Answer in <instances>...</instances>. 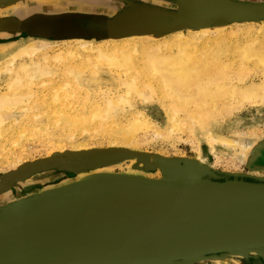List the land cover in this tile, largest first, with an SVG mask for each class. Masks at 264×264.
I'll return each instance as SVG.
<instances>
[{"label":"water","instance_id":"1","mask_svg":"<svg viewBox=\"0 0 264 264\" xmlns=\"http://www.w3.org/2000/svg\"><path fill=\"white\" fill-rule=\"evenodd\" d=\"M177 1L181 14H165L172 16L174 24L202 27L216 16L227 21L264 18V4ZM196 11L199 19L194 20ZM128 25L134 23L120 27ZM134 158L136 169H159L161 177L184 159L150 157L127 149L80 152L27 165L9 176L0 191L45 170L88 171ZM195 164L200 177L216 175ZM109 175H89L1 207L0 264H195L251 254L264 259V180L220 181L216 175L213 180L179 179L162 188L155 180L121 181Z\"/></svg>","mask_w":264,"mask_h":264},{"label":"rangeland","instance_id":"2","mask_svg":"<svg viewBox=\"0 0 264 264\" xmlns=\"http://www.w3.org/2000/svg\"><path fill=\"white\" fill-rule=\"evenodd\" d=\"M229 1L245 4H264V0ZM178 3L177 0H10L0 4V62L8 56L7 54H10L20 45L31 41L46 42L50 46L45 52L54 55L59 50L79 49L78 44L88 42L95 46H104L107 43L119 45L124 43H141L145 45L148 43V45L169 43L175 38V33L179 32L186 35H184L186 40H190V32L202 33L200 31H208V35H197V37L203 38L200 43L225 37L229 38L236 31L243 35L245 32L247 34V30L251 32V35L254 34L253 36L262 37L264 35V18L227 21L216 16L209 17L206 25L202 27L193 26L185 22L174 24L172 16L165 14L180 15L182 7ZM134 13L137 15L130 21L120 22L119 26L112 28L108 27L110 23L118 22ZM76 18H79V22L75 20ZM81 18L87 20L86 25L80 21ZM166 19L168 21L165 23ZM130 22L134 23V26L120 27L122 24L126 25ZM27 23L29 24L28 27L38 25L40 30L32 28V30L24 31L23 25ZM88 25L89 29L86 28ZM157 25L163 28L157 30ZM227 33L231 35L228 37ZM238 39L239 42L245 41V37H239ZM230 40L228 45L233 44L236 39ZM82 58H84V55L75 57L68 65L78 68ZM55 63L51 66L58 65ZM84 67L86 69L91 68L89 65ZM261 76V70H257V73L250 75L256 82ZM122 79H124V76L120 75L119 80L122 81ZM63 81L65 80L62 72H58L50 81L45 82L48 85H35L33 91L40 100L31 108L26 117L21 119L19 125L16 124L12 127L1 139L0 185L13 173H17L20 169L22 170V168L30 165V163L34 164L40 162V160H47L49 154L50 158L48 159L59 158L60 156V158H64L80 152L98 151V148L100 150L127 149L129 151H137L136 153L157 154L163 158L193 159L197 156L198 150L196 148L200 147L201 149L203 148V163L201 164L208 165L207 167L220 176L222 180L235 179L261 182L259 177L264 175V102L256 101L255 103L257 104L246 102L240 108L236 106L238 108L236 111L233 109L228 115L225 114L227 116L219 117L221 120L218 119L213 126L214 133L228 139L230 138L229 140L234 143L237 142L238 146L226 148L217 145L216 153L214 154L209 150L210 148L206 145L203 138L194 136L188 123H182L184 127L172 128L168 120V101L161 95L158 85L153 83L156 92L148 101H143L137 95L132 94L129 97L130 99L128 98L127 100L128 105L123 108L121 120L123 123L131 115L139 113L150 124L151 130L136 132L132 138H136L138 145L132 146L122 142L120 139L115 140L109 136H93L91 133L85 134L78 129L65 128L63 125L54 126L51 114L57 115L61 113V115L67 116L74 111L78 112L81 107L87 105L83 101L85 99L84 91L74 92L72 90L74 87L72 86L69 89L65 86L63 91L59 90L61 86L62 88L64 87L62 85L64 84ZM142 82H138L137 85L140 90L146 93L148 91L142 87L144 85ZM118 84L119 82L117 81H113L110 85L102 83L99 88L91 90L89 99L94 103L101 104V100H105L106 97L116 98L124 93V87H121V82ZM54 89L59 95H62L65 91L68 98L54 103L51 100L53 91L55 93ZM85 107L89 109V106ZM69 129L72 132H69ZM152 129L159 131L163 137L154 136ZM167 133L169 136H167ZM239 146H249L248 150L244 151V155H240L241 148ZM136 163L137 159L134 158L88 171L50 169L41 171L42 173H34V175L14 182L8 188L0 191V204L13 197L17 191L23 192L28 186H30L32 192H37L38 194L45 190L57 188L60 185L77 182L86 177V175H93V173L122 175L134 173L147 179H160L161 173L159 169L142 171L134 167ZM141 165V163L138 164V167L141 168ZM10 172L13 173L10 175ZM3 178L4 180H2ZM221 179L220 181H222ZM260 259L250 255L246 258L226 256L223 260L203 259L195 264H264V261Z\"/></svg>","mask_w":264,"mask_h":264},{"label":"bare ground","instance_id":"3","mask_svg":"<svg viewBox=\"0 0 264 264\" xmlns=\"http://www.w3.org/2000/svg\"><path fill=\"white\" fill-rule=\"evenodd\" d=\"M39 7L41 8V6ZM198 16L199 12L196 11V16H193L194 20L199 19ZM200 32L202 33L190 32V40H186V35L184 34V36L182 32L175 33V38L169 43L156 45L107 43L104 46H95L89 42L80 43L77 45L79 49L59 50L54 55L45 52L50 45L43 41H31L20 45L0 62V141L12 127L16 124L19 125L21 119H24L40 100L33 91V87L37 84H47L46 81H50L54 75L62 72L65 81L62 84L64 87L61 86L59 90L63 91L65 86L68 89L72 86L74 92L84 91L85 99L83 101L87 105L81 107L78 112H72L71 115L51 114L54 126L63 125L65 128L78 129L82 133H91L93 136H109L112 139H120L124 143L137 146L136 138L132 137L137 131L149 130L150 124L139 113L131 115L123 123L121 121L122 111L124 106L128 105L127 100L132 94L137 95L143 101H148L152 95H155L156 89L153 87V83H155L163 98L168 101V120L172 128H179L183 126L182 123H188L194 136L203 138L210 148L209 150L214 154L217 145L235 148L238 146L237 142L234 143L229 140L230 138L214 133L213 126L220 116L222 118L227 116L233 109L236 111L246 102L254 104H257L256 101L264 102V35L262 37L253 36L254 34L251 35L248 30L247 34L244 31L243 35L236 31L232 35L227 33L228 37L231 35L229 38L200 43L203 38L197 37V35H208V31ZM239 37H245V41L239 42ZM230 39L236 40L233 41V44L228 45ZM82 55L84 58L81 59L78 68L68 65L75 57ZM55 62L58 65L51 66ZM87 65L91 68L86 69L84 66ZM257 70H261L262 75L258 82L253 79L255 76L250 77L251 74L257 73ZM120 75L124 76L122 81L119 80ZM113 81H117L119 84L121 82V87H124L123 94L114 99L106 97L105 100H101V104L94 103L89 99L92 89L99 88L102 83L110 85ZM140 81L145 82H142L144 85L141 86L148 92L145 93L139 89L137 84ZM54 90L55 93L52 90L51 96L54 103L68 98L65 91L59 95L56 89ZM85 106H89V109ZM152 130L154 136H161L159 131ZM165 139L167 138L165 137ZM125 148L127 147L125 146ZM240 148V155H244V151L248 150L249 146ZM98 149L100 150V148ZM196 149L198 150L196 158L183 159L178 164H173L168 168V174L155 180L156 184L162 188H168L179 179L199 181L216 178V175L205 174L200 177L195 173L196 161L203 163V148ZM81 151L83 150L81 149ZM65 153L67 152L65 151ZM152 155L155 154H151L150 157ZM48 158H50V154ZM13 172H10V175ZM108 174H110V178L121 181L147 179L134 173ZM259 179L264 180V175ZM36 194L37 192H32L28 186L23 192L17 191L13 197L1 203L0 208L27 200ZM250 256L257 257L255 254ZM214 260H223V258ZM262 260L264 261V259Z\"/></svg>","mask_w":264,"mask_h":264},{"label":"flooded vegetation","instance_id":"4","mask_svg":"<svg viewBox=\"0 0 264 264\" xmlns=\"http://www.w3.org/2000/svg\"><path fill=\"white\" fill-rule=\"evenodd\" d=\"M75 20L78 21L79 18H76ZM80 21L84 22L83 24H85V25L87 24V20H84L83 18H81ZM167 21H168V20L166 19V20H165V23H166ZM78 22H79V21H78ZM28 25H29L28 23L25 24V25H23L24 31H25V30L27 31L28 29L32 30V28H35L36 30H40V28H39L38 25H37V26H32V27H31V26L28 27ZM103 26H105V25L103 24ZM86 28L89 29V25L86 26ZM89 31H90V30H89ZM38 33L40 34V32H38ZM263 159H264V157H263Z\"/></svg>","mask_w":264,"mask_h":264}]
</instances>
